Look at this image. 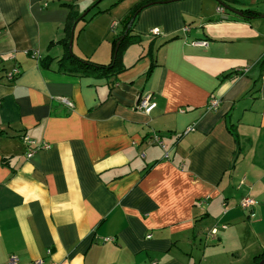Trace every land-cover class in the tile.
Listing matches in <instances>:
<instances>
[{"label":"crops","instance_id":"crops-1","mask_svg":"<svg viewBox=\"0 0 264 264\" xmlns=\"http://www.w3.org/2000/svg\"><path fill=\"white\" fill-rule=\"evenodd\" d=\"M140 1L0 0V264H254L264 252V0L225 1L257 14L244 17L218 0L145 5L111 76L65 58L110 62ZM70 10L85 14L67 50ZM23 135L50 147L27 157Z\"/></svg>","mask_w":264,"mask_h":264},{"label":"trees","instance_id":"trees-1","mask_svg":"<svg viewBox=\"0 0 264 264\" xmlns=\"http://www.w3.org/2000/svg\"><path fill=\"white\" fill-rule=\"evenodd\" d=\"M158 0H141L138 4H136L134 6V8L132 9V11L130 12V15L128 16V18H126V20L123 23V27L122 30L120 31L119 34H117L113 39H112V58L111 61L104 64V63H94L93 61L89 60V59H83V58H78L76 57L71 51H68V54L66 55V59L69 62H76L78 63L81 67L83 68H92L95 70H99L101 73L107 74L108 76H111L113 74L118 73L119 71H121L123 69V65H122V54L124 52V50L127 48L128 45H130L131 43H133L134 40H136L135 35L131 34V28H132V24L130 25L127 33L121 37V35L124 34V30L126 29V26L130 20V18L133 15H136V13L139 11V9L141 7H144L146 4L150 3V2H155ZM165 1V0H163ZM226 0H218V3L221 5V3H226ZM240 11H242L243 13V17L244 16H249L251 14H254L257 16L256 12L249 10L248 8H240L238 9ZM98 12H96L95 14H97ZM81 16V19L84 18V16L81 15H76L75 12L73 10H70V15L68 18V21L66 23V32H68V38L66 37L65 40H63L62 44L63 46L66 48L69 47L68 43H69V38L71 35V28L73 25H75V23L77 22V18ZM89 19H86V21H88ZM117 40H120L119 46L117 48V50H115L116 47V42ZM66 48V49H67ZM69 50V49H67ZM258 63L260 64V67L263 69L264 68V54H262L261 58L259 59ZM149 72V70H148ZM262 257H264V252L257 254L254 256V264H257L259 262V259H261ZM111 264H119V263H111Z\"/></svg>","mask_w":264,"mask_h":264},{"label":"built area","instance_id":"built-area-1","mask_svg":"<svg viewBox=\"0 0 264 264\" xmlns=\"http://www.w3.org/2000/svg\"><path fill=\"white\" fill-rule=\"evenodd\" d=\"M217 10L219 12L223 11V7L222 6H218ZM116 24L115 21L112 22L111 27H114V25ZM151 33L153 34H157L159 33V29L158 28H153L151 30ZM193 43L197 44V45H203L206 44L205 40H194ZM32 57H38V53L37 51H33L32 52ZM20 70L18 67L14 66L12 67L10 70H8L5 74L6 78L8 80H12L14 79L18 74H19ZM137 107L141 110H143L144 112H149L156 104L153 101V97L152 94L149 92L143 93L140 95L138 101H137ZM218 105V100L215 98H211L208 102V107L209 108H215ZM192 127H187L185 129V131L191 130ZM23 141L27 144L28 148L26 151V156L30 157L32 156L36 151L41 150V149H48L50 147V144L48 142L42 141L41 143H37L34 140H32L29 136L27 135H23L22 136ZM154 141L157 142L158 144L162 145V141L159 139L158 136H154ZM163 146V145H162ZM256 201L250 197V196H246L245 198L243 197V199L239 202L240 206L242 207V209H251L254 205H255ZM224 226V225H222ZM211 236H214L216 234V229L212 228L209 232H208ZM17 261V257L15 255H11L10 259H9V263L10 264H15Z\"/></svg>","mask_w":264,"mask_h":264},{"label":"water","instance_id":"water-1","mask_svg":"<svg viewBox=\"0 0 264 264\" xmlns=\"http://www.w3.org/2000/svg\"><path fill=\"white\" fill-rule=\"evenodd\" d=\"M168 1H171V0L155 1V2H150V3L146 4V5H149V4H152V3H156V2H168ZM221 4L223 5V7H224L225 9H227V10H229V11L235 13V14L243 15L242 11L235 9V8L229 6V5L226 4V3H221ZM84 14H85V12H83L82 15H84ZM261 16H264V14H261ZM134 17H135V15H133V16L130 18V20H129L127 26H126V29L124 30V34L121 35V37H123V36L127 33L128 29H129V27H130V25H131L132 22H133ZM73 31H74V25H73L72 28H71V35H70L69 43H68V45H69V49L71 48V45H72ZM119 43H120V40H117L115 50H117V48H118V46H119ZM258 264H264V258L261 259V260L259 261Z\"/></svg>","mask_w":264,"mask_h":264},{"label":"rangeland","instance_id":"rangeland-1","mask_svg":"<svg viewBox=\"0 0 264 264\" xmlns=\"http://www.w3.org/2000/svg\"><path fill=\"white\" fill-rule=\"evenodd\" d=\"M119 1V0H118ZM121 2L122 1H120L119 3H116V4H113L111 7H112V9L113 10H115L114 12H118L119 11V13H121V9H122V5H121ZM100 6H103V4H100ZM87 9V8H86ZM83 12V11H82ZM83 14V13H82ZM114 17V16H113ZM75 37H76V35H75ZM248 196V195H247ZM246 197V195L244 196V198ZM251 197V196H250ZM243 199V197L240 199V201ZM239 201V202H240ZM241 207V206H240ZM242 208V207H241ZM247 210H248V208H247ZM220 227L221 228H225L226 226H222V225H220ZM219 226H214L213 228H215L216 230L217 229H219L220 228ZM212 228H209L208 229V231H210ZM207 231V232H208Z\"/></svg>","mask_w":264,"mask_h":264}]
</instances>
